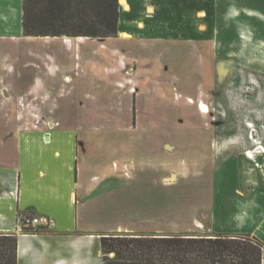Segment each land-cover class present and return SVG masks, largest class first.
<instances>
[{"label":"rangeland","instance_id":"rangeland-1","mask_svg":"<svg viewBox=\"0 0 264 264\" xmlns=\"http://www.w3.org/2000/svg\"><path fill=\"white\" fill-rule=\"evenodd\" d=\"M258 12L264 15V0H218L209 28L215 30L213 39L163 40L150 42L153 46L149 48L131 46L129 50L133 56L142 50L151 61L142 64L134 59L127 64V74L134 69L128 81L133 79L136 97L131 117L118 124L135 132H113L116 149L103 152L102 159L125 163L131 173L129 191L127 186L118 189L120 212L126 209L123 198L125 205L126 194L133 192L136 221L143 214H161L166 231L150 235H226L218 231L231 226L233 214L239 213L240 197L257 189L247 182L264 178V152L256 155L257 159L249 156L252 150H264V39L260 38H264V28ZM57 44L0 38L3 153L11 152L19 130L46 125L50 122L42 119L44 114L66 111V82L60 75L51 79L54 83L46 80L42 87L32 89L38 71L31 50L53 52ZM156 60L158 71L150 73L151 85L143 87L148 79L144 70L153 68ZM52 83L57 87L53 92L47 88ZM154 86L163 94L161 101ZM88 94L83 114H122L107 92L98 104L94 92ZM51 123L59 126L66 122ZM260 186L264 188L263 181ZM20 228L23 230L21 222ZM247 239L255 241L249 235ZM7 252L12 254L11 245Z\"/></svg>","mask_w":264,"mask_h":264},{"label":"crops","instance_id":"crops-1","mask_svg":"<svg viewBox=\"0 0 264 264\" xmlns=\"http://www.w3.org/2000/svg\"><path fill=\"white\" fill-rule=\"evenodd\" d=\"M22 1L0 0V38L60 43L53 52L31 50L38 71L32 89L60 75L66 82V111L44 114L42 119L50 122L47 126L19 130L11 152L0 151V234L16 236L15 264H103L102 236L166 231L161 214L134 219L133 192L126 194L125 205L123 198L126 209L119 211L118 189L127 186L129 191L133 185L131 173L125 163L102 159L103 152L116 149L113 132H135L126 124H118L131 117L136 97L133 79L128 81L134 69L127 74V64L134 59L142 64L151 61L141 49L136 56L129 50L131 46L149 48L153 46L150 42L163 40L213 39L215 30L209 28L218 0H118L117 33L107 37L24 36ZM258 14L264 28V15ZM156 62L154 70H144L148 79L143 87L151 85L150 73L159 68ZM53 83L47 87L52 92L57 88ZM157 89L154 86L155 96L161 101L163 94ZM88 92H94L95 104L107 92L122 114H83ZM51 122L66 123L57 126ZM256 180L247 182L257 189H251L248 197H240L239 213L233 214L229 229H219L218 233L247 234L264 246V188L260 186L264 178ZM23 214L46 215L54 222L23 231ZM212 224H216L214 215Z\"/></svg>","mask_w":264,"mask_h":264},{"label":"trees","instance_id":"trees-1","mask_svg":"<svg viewBox=\"0 0 264 264\" xmlns=\"http://www.w3.org/2000/svg\"><path fill=\"white\" fill-rule=\"evenodd\" d=\"M22 11L24 36L117 33L118 0H23ZM244 235L111 234L102 236L100 245L103 264H263L264 246ZM10 245L12 254L7 252ZM15 245V235L0 234V264H15Z\"/></svg>","mask_w":264,"mask_h":264},{"label":"built area","instance_id":"built-area-1","mask_svg":"<svg viewBox=\"0 0 264 264\" xmlns=\"http://www.w3.org/2000/svg\"><path fill=\"white\" fill-rule=\"evenodd\" d=\"M20 222L23 227H29L34 229L35 227H48L53 224V218L46 215L33 216L31 214H23Z\"/></svg>","mask_w":264,"mask_h":264},{"label":"bare ground","instance_id":"bare-ground-1","mask_svg":"<svg viewBox=\"0 0 264 264\" xmlns=\"http://www.w3.org/2000/svg\"><path fill=\"white\" fill-rule=\"evenodd\" d=\"M256 142V141H255ZM264 152V150H262L261 148H259V150L256 152V151H254V150H252L251 151V154L249 155V156H251V158H255V159H257L256 157V155H258V154H262ZM261 162H263V164H264V159L261 161Z\"/></svg>","mask_w":264,"mask_h":264}]
</instances>
